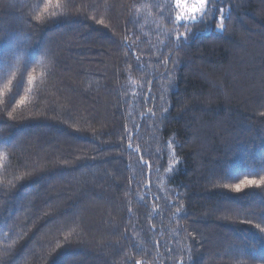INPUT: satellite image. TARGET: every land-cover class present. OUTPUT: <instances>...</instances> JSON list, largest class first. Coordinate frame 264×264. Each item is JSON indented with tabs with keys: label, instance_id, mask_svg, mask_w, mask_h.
Here are the masks:
<instances>
[{
	"label": "trees",
	"instance_id": "trees-1",
	"mask_svg": "<svg viewBox=\"0 0 264 264\" xmlns=\"http://www.w3.org/2000/svg\"><path fill=\"white\" fill-rule=\"evenodd\" d=\"M177 1L0 0V264H264V0Z\"/></svg>",
	"mask_w": 264,
	"mask_h": 264
},
{
	"label": "rangeland",
	"instance_id": "rangeland-1",
	"mask_svg": "<svg viewBox=\"0 0 264 264\" xmlns=\"http://www.w3.org/2000/svg\"><path fill=\"white\" fill-rule=\"evenodd\" d=\"M179 20L195 18L205 8L206 0H178Z\"/></svg>",
	"mask_w": 264,
	"mask_h": 264
},
{
	"label": "snow or ice",
	"instance_id": "snow-or-ice-1",
	"mask_svg": "<svg viewBox=\"0 0 264 264\" xmlns=\"http://www.w3.org/2000/svg\"><path fill=\"white\" fill-rule=\"evenodd\" d=\"M244 183H247V184H255V183H257V181H255V180H248V181H245ZM260 183H264V180L260 181ZM241 187H242V185H236L237 190H239Z\"/></svg>",
	"mask_w": 264,
	"mask_h": 264
}]
</instances>
